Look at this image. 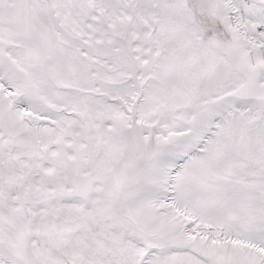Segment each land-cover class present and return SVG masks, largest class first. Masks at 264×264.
Listing matches in <instances>:
<instances>
[{"label": "snow or ice", "instance_id": "snow-or-ice-1", "mask_svg": "<svg viewBox=\"0 0 264 264\" xmlns=\"http://www.w3.org/2000/svg\"><path fill=\"white\" fill-rule=\"evenodd\" d=\"M0 264H264V0H0Z\"/></svg>", "mask_w": 264, "mask_h": 264}]
</instances>
